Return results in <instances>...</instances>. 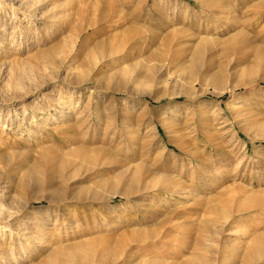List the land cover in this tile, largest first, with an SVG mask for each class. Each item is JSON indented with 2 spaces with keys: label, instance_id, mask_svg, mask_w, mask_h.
Segmentation results:
<instances>
[{
  "label": "rangeland",
  "instance_id": "obj_1",
  "mask_svg": "<svg viewBox=\"0 0 264 264\" xmlns=\"http://www.w3.org/2000/svg\"><path fill=\"white\" fill-rule=\"evenodd\" d=\"M54 236L264 264V0H0V264Z\"/></svg>",
  "mask_w": 264,
  "mask_h": 264
},
{
  "label": "bare ground",
  "instance_id": "obj_2",
  "mask_svg": "<svg viewBox=\"0 0 264 264\" xmlns=\"http://www.w3.org/2000/svg\"><path fill=\"white\" fill-rule=\"evenodd\" d=\"M136 31V30H135ZM135 31H132V34H131V36L130 37H135V35L137 34V33H135ZM140 35V34H139ZM129 36V35H128ZM115 39V38H114ZM120 40V39H119ZM123 42V41H122ZM101 43V42H100ZM115 43H117V42H115ZM120 43H121V41H120ZM124 44H126V43H124ZM106 45V44H105ZM105 45H103L102 43L100 44V45H98V50L101 52V53H103V52H105V50H104V48H105ZM115 45V44H114ZM117 45L119 46V44L117 43ZM121 47V46H120ZM124 47V46H123ZM122 49V48H121ZM120 49V50H121ZM102 50V51H101ZM103 56L102 57H106L107 55H105V54H102ZM69 107V106H68ZM67 112H69V111H67ZM82 149V148H81ZM79 154H80V152H79ZM9 216H13V215H9ZM6 217V216H5ZM8 217V216H7ZM67 220V219H66ZM73 220V219H72ZM6 221V220H5ZM23 230V229H22ZM15 231H16V234L18 235V239L19 240H22V241H20V244H19V247L18 248H15V251H16V249H17V252H19L20 253V250L21 249H24L23 251H24V253H27V251L29 252L30 250H28L27 249V247H26V245H24V240L25 239H30L29 238V236L28 237H26L25 235L27 234L26 232H24L25 231V229H24V231H22V233H21V229H19V227L16 229L15 228ZM24 234V236H22ZM69 234V233H68ZM67 234V235H68ZM13 235V234H12ZM71 234H69V238L72 236H70ZM22 236V237H21ZM55 236H57V235H55ZM52 237V238H50V240H48V241H45L44 243H45V245H46V247H47V250L46 251H49V253H47V257H45V261L46 262H48L47 264H69V262H62L60 259L61 258H66V259H70V258H73V259H75V255H77V253L78 252H80L82 249H83V247L84 246H82L81 244H79L80 242H78V243H75V244H73V245H67L66 243H67V241H65L66 243H64V241L62 240H56L57 239V237ZM26 237V238H25ZM74 237H75V235H74ZM61 238V237H60ZM64 238H66V237H64ZM68 238V237H67ZM72 238H73V236H72ZM17 239V238H16ZM62 239V238H61ZM260 239V238H259ZM18 240V241H19ZM85 241V240H84ZM84 241H82V243H84ZM92 242V241H91ZM85 243H86V241H85ZM84 243V244H85ZM87 243H88V241H87ZM86 243V244H87ZM256 243H257V241H256ZM89 244V243H88ZM44 245V246H45ZM2 245L0 244V247H1ZM17 246V245H16ZM86 247H88V245H86L85 246V248ZM90 247V246H89ZM254 248V247H253ZM256 248H258L257 246H256ZM5 249V248H4ZM86 249H88V248H86ZM2 250V249H1ZM4 251V252H3ZM2 252L4 253V254H6V250H3ZM6 251V252H5ZM31 252V251H30ZM81 252H83V251H81ZM23 253V252H22ZM24 258H25V255H24ZM24 258L22 259V261L24 260ZM20 259V260H21ZM17 261H20V260H18V259H16ZM201 260V259H200ZM193 262H195V261H193ZM193 262H192V260L191 259H188V260H186V263H183V264H193ZM18 263H20V262H18ZM200 263H201V261H200Z\"/></svg>",
  "mask_w": 264,
  "mask_h": 264
}]
</instances>
